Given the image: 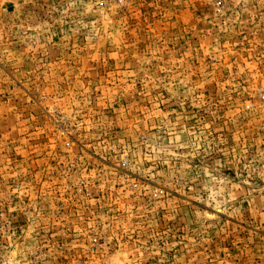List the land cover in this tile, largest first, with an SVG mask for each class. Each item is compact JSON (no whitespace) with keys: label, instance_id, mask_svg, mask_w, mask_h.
Masks as SVG:
<instances>
[{"label":"rangeland","instance_id":"rangeland-1","mask_svg":"<svg viewBox=\"0 0 264 264\" xmlns=\"http://www.w3.org/2000/svg\"><path fill=\"white\" fill-rule=\"evenodd\" d=\"M0 264H264V0H0Z\"/></svg>","mask_w":264,"mask_h":264}]
</instances>
